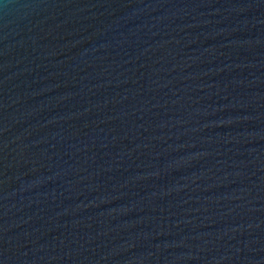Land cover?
<instances>
[{
  "label": "water",
  "instance_id": "water-1",
  "mask_svg": "<svg viewBox=\"0 0 264 264\" xmlns=\"http://www.w3.org/2000/svg\"><path fill=\"white\" fill-rule=\"evenodd\" d=\"M0 264H264V0H0Z\"/></svg>",
  "mask_w": 264,
  "mask_h": 264
}]
</instances>
